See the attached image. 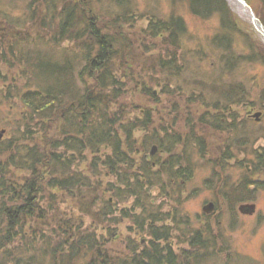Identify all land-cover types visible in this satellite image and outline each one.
<instances>
[{
    "label": "trees",
    "instance_id": "1",
    "mask_svg": "<svg viewBox=\"0 0 264 264\" xmlns=\"http://www.w3.org/2000/svg\"><path fill=\"white\" fill-rule=\"evenodd\" d=\"M180 1H184L189 12L197 18L207 20L217 14L221 19L220 29L212 39V45L219 55V77L211 82L208 79L212 77L205 78L203 75L196 80L197 84L204 91L205 87L210 88V94L218 97V102L232 105L236 101H243L242 98L247 94L245 87L236 81L226 87L221 78L224 75L233 76L240 60H245L244 56L233 51L235 36L244 35L246 38L242 39L243 42L252 48L251 41L256 36L253 38L249 33L248 37L244 33L240 27L242 19L232 11L226 0ZM247 2L264 24V0ZM135 11L132 0H28L25 18L12 17L8 12L9 17L0 20V45H5L0 46V63L7 60L3 49L8 50L7 47L11 46L5 40L12 41V44L15 41L9 50L13 57L17 53L13 47L19 48L25 41L26 46H23L27 47L26 55L20 65V72L26 80L25 88L32 86L23 92L17 84L9 82L0 67V81L8 85L7 96L6 92L0 91V104L6 98L17 99L31 120L37 116L42 119L43 125L48 124L46 129L35 133L42 136V140L37 137L42 145H35L34 148L24 145L19 147L17 143L21 139L17 135L9 143L0 141V156L5 152H13L15 147L17 155L23 152L25 155H14L17 159L12 162L0 160V196L3 200L6 198V203L0 204V264H178V253L173 252L168 242V220L174 229L182 233L188 230L195 232V237L191 235L195 247L204 253L203 259L206 257L207 262L211 259V249L217 244L213 240L212 222L208 220L206 226L201 224L194 227L189 217L182 218L179 211H165L164 201L157 205V197L152 193L154 189L160 188L173 208L180 209L185 200L184 184L191 181L196 172V165L187 156L190 145L186 143H197L196 147L200 148L202 154L205 136L198 137L195 127L189 125L191 122L185 126V130L187 128L190 133L174 129L171 123L156 126L150 111L140 114L128 124H122L128 115L120 101L130 83L128 78L131 75L125 69L127 63L144 64L139 69L142 71L140 74L154 78H149L150 86L142 82L146 86L144 91L150 97L155 96L153 87H159L160 95L171 98L179 95L183 100H188L187 104L195 101L192 97L194 93L182 90L180 84L170 80L181 75L184 70L186 54L182 50V43L188 32L187 22L175 11L169 17H160L154 12L147 14L148 24L142 32L151 38L154 45L144 47V51L157 49L158 55L145 59L142 53L133 56L130 50L133 44L124 28L134 20ZM0 12L6 14L5 10L0 9ZM22 23L27 25L25 31L29 29L31 32L20 33L17 26ZM10 30L13 32L9 40L6 36ZM66 41L71 42L68 44L70 46L64 45ZM254 58L261 57L251 53L248 60ZM10 67H14L11 62ZM157 73L164 75V79H155ZM173 73V76L169 75ZM172 83L174 89L169 88ZM236 96L239 97L235 100ZM197 98V102L208 100L205 97ZM262 100L264 90L261 93ZM218 107L220 105H216L217 110ZM204 114L199 117L201 126L228 131L220 118L213 121ZM24 120L26 130L23 139L32 133L30 121ZM54 126V135L49 138L47 129H53ZM137 130H143V138H136ZM229 144L227 141L217 157L211 159L214 165L211 167L213 181L210 185L205 181V185L216 196L221 194L231 215H236L237 205L252 197L251 187L257 186L259 189L264 185L256 183L251 186L250 181L251 176L264 172V148L257 152L256 160L251 163V173H243L239 184H233L229 177L219 179L215 168L221 170L226 160L233 158L234 151H240L246 143L234 140ZM39 145L42 152L41 149L39 151ZM153 146L162 155L150 156L151 153H148ZM101 149L109 152L103 162L100 160L101 154H98ZM89 151L96 158L82 171L80 166ZM179 151L184 152V155ZM137 159L139 161H135ZM77 161L79 164H76ZM100 162L103 167L98 166ZM134 162L140 163L139 169H133ZM4 165L8 167L5 169ZM10 165L25 166L31 171L29 177L23 178L24 185L7 176ZM235 165L242 166L239 163ZM100 168L109 179L115 178V183H108L102 192L91 183V176L102 174ZM85 174H89V177ZM58 193H68L74 199V211L69 216L52 217L53 214L50 215L45 206L46 201L55 200L53 196ZM105 193L113 198V204L104 196ZM130 200L132 208L127 212L126 209L122 210V218L130 219L135 230L148 232L151 239L147 247L139 239L131 241L128 238L123 251H119L109 246L116 239L111 237L112 227L119 222L118 219H111L109 214H113L116 208L119 211L118 206ZM52 205L50 203V207ZM84 214L92 216L96 223L102 225L105 235L110 238L98 236L91 227L82 231L84 227L81 219ZM201 252L193 260L195 256L189 257L190 251H186L188 258L182 261L196 264L200 261ZM205 260H202L203 264L207 263Z\"/></svg>",
    "mask_w": 264,
    "mask_h": 264
},
{
    "label": "rangeland",
    "instance_id": "2",
    "mask_svg": "<svg viewBox=\"0 0 264 264\" xmlns=\"http://www.w3.org/2000/svg\"><path fill=\"white\" fill-rule=\"evenodd\" d=\"M28 0H0V9L5 10V13L0 12V20L7 19L8 12L12 17L16 18H25V7ZM133 4H135L136 11L133 14V21L130 24L125 25V31L128 34L132 45L131 53L133 56H146L145 59H150L154 55H158L157 49H150L149 52L144 51V47L150 48L154 45L153 41L150 37L142 32L143 28L147 27V14L154 12L155 15L160 17H169L171 12H176L183 16L187 22L188 32L183 37V49L186 54L185 57V66L183 72L181 71V75L171 77L170 80L175 84H180L182 90L187 91L188 93H194L192 95L195 100L192 104L188 102L186 103V98L183 100L179 95L178 97L173 96L168 97L165 95H160L161 89L159 87H153L156 90L155 96L150 97L148 92L144 91L145 87L142 85V82L145 81L146 85L150 84V79L152 76H145L144 74H140L139 69H142L144 64L137 63L130 64L127 63L126 72L131 77L128 78L130 83L127 84L125 94L122 95L121 103L125 106L126 114L125 117L126 122L122 124H128L129 121H133L140 114L150 111L152 113L153 118L156 121V126L160 123L162 124H172L174 129L183 132L185 130V126L188 122H191L189 125L195 127L198 137L205 136V150L202 152L197 149L195 145L190 141L186 143L190 145L188 157L191 158V162L196 165V172L194 178L189 181L187 184H184V193L183 196L187 197L184 200L179 210H175L172 204L167 200L168 197H165L163 192L159 189H154L152 191L153 196L157 197L156 204L159 205L160 202L164 201V209L165 211L176 212L179 211V215L183 217H189L192 221H195L197 218H202L201 224L206 226L207 221L210 220L213 228V240L216 241V246L213 247L210 254V260L203 259L204 253L199 251L193 245H190L189 241L191 235L188 233H182L174 229L172 223L168 220L167 225L170 226L169 229V243L170 247L178 253L179 262L178 264H182V260H187L188 254L186 251H190V256L195 258L196 254L200 253V261L196 264H203L202 260L207 263L205 264H264V185L260 186L259 189L256 187L252 188V197L242 204H254L255 211L252 214H245L239 210V205H237V213L236 215H231V212L227 209L222 196L219 194L217 197L207 186L205 185V181L210 185L213 181V174L211 167H214L212 163V158L217 157L219 151L224 148V145L236 141H241V143H246L245 147L239 151L236 149V153L234 151L233 158H228L226 160V164L223 168L216 169L217 174L219 175V179L229 177V181L233 184H239L243 173H251L252 171V162L256 160L257 152H260L262 148H264V101H261V93L264 90V41L261 40L256 34L254 27L248 21L243 20L237 13L238 17L242 19V23L240 24L241 29L244 33L249 37V33L254 38L251 43L253 44V48L249 47L246 43L243 42L242 39L246 37L244 35H236L235 36V45L233 47V51L237 55L244 56V59L240 60L239 66L235 69L233 76L224 75L221 79L226 87H230L233 81H236L245 87V91H247L246 97L242 98L243 101H237L228 105L224 102H218V97L211 95L208 87H205L206 91L197 84L196 80L203 77H212L208 80L216 79L220 74L217 70V61H218V52L215 47L212 45V39L217 34L218 29H220L221 19L220 16L214 14L211 18L207 20H203L193 16L187 7V4L184 1L180 0H132ZM4 3V4H3ZM14 18V19H16ZM262 22V21H261ZM103 23V22H102ZM263 23V22H262ZM23 25L17 26V29L20 33H29L27 29L25 31V27L27 26L25 23ZM14 28V27H12ZM24 31V32H23ZM13 31L10 30L7 32L6 37H9ZM15 30L14 33L15 34ZM35 36V35H34ZM12 37V36H10ZM9 37V40H10ZM7 45H11L3 49L5 55L7 56V60L3 63L1 61L0 67L2 69L3 75L7 76L9 82H14L17 84V87L25 91H28L31 87L24 86L26 83L25 77L21 75V64L25 59L26 51L23 45L26 44L22 42V45L19 48H14V52L16 53V57L10 55V49L13 45H15V41H7ZM18 43V41H16ZM71 43V42H70ZM69 42L66 41L64 45L67 47L70 46ZM160 43H158L159 45ZM2 46H5L4 43ZM26 46V45H25ZM156 47V46H155ZM1 49V48H0ZM20 50V51H19ZM51 50V49H50ZM144 53V54H143ZM251 53H256L261 58H254V60L249 61L248 57ZM21 57L22 60H19ZM10 60V61H9ZM7 61L9 63L7 64ZM10 62L13 64V68L10 67ZM25 69V68H24ZM182 70V69H181ZM175 73V72H174ZM173 74H169L173 76ZM167 74V76H169ZM132 76L134 79L132 80ZM161 73H157V77L155 79H164ZM219 77V76H218ZM143 78V79H142ZM154 79V78H152ZM202 80V79H201ZM212 82V81H211ZM171 84L169 86L170 89H174L175 85ZM7 83L0 81V91L6 92L3 93L6 96L8 95ZM14 84V85H15ZM148 86V87H149ZM147 87V88H148ZM191 93V94H192ZM240 96V95H239ZM239 96H236L234 99L236 100ZM184 97V96H183ZM197 97H205L208 100L203 102H197ZM189 99L191 97H188ZM11 99V98H10ZM8 100L6 98L3 99V103L0 104V141L4 143H9L11 139H13L16 135L21 139L17 145L19 147L27 146L28 148H34L35 145L41 144L40 140H42V136L38 133L42 128L46 129L48 124L43 125V121L41 118L35 116L33 120L29 118V114L25 110V108L18 103L17 99ZM216 105H220L218 110L216 109ZM121 107V105H120ZM228 107L227 109H224ZM208 112V113H207ZM205 113V114H204ZM204 114L208 115V118L214 121L220 118L223 126L226 127L224 131L217 130L214 128L207 127L206 125H202L199 123V117ZM256 117V115H258ZM28 117V118H26ZM217 117V118H216ZM201 118V117H200ZM30 119L29 127L32 130V133L28 134L26 138L23 139L22 135L24 134L25 128V120ZM173 119V121H172ZM235 119V122L233 121ZM154 124V123H153ZM199 127V128H198ZM55 126L47 129V133L49 138H52L54 135ZM188 133L189 130L186 128ZM31 135V136H30ZM143 130H137L135 132L136 138L144 137ZM187 134H184V136ZM233 146V145H232ZM155 146L151 147V150ZM196 147V148H195ZM39 145V151H40ZM17 147H15L13 152H5L0 156V160L2 162H12L17 159L19 156H25L24 152L20 155L16 154ZM62 151V149H59ZM182 151V150H181ZM180 152V154L184 155V152ZM42 152V149H41ZM151 153V154H150ZM12 154L13 156H10ZM98 154L100 155V160L103 162L108 151L100 150ZM150 156H159L162 155L158 149L154 153L149 151ZM179 153H177L178 155ZM17 156V157H14ZM85 161H82V171L88 168L94 159L96 158L95 154L89 151V154H85ZM83 160V155L81 156ZM165 157V156H164ZM77 159V158H76ZM139 161V159L135 160ZM102 162L99 163V167L102 166ZM135 163V162H134ZM133 163V169H139L141 166L140 163ZM216 164L218 163L215 162ZM241 164V167L236 166L235 164ZM76 164H79L77 161ZM166 164V163H165ZM5 169L8 167L4 165ZM11 166V165H10ZM103 167V166H102ZM9 169V168H8ZM101 169V168H100ZM102 174H95L91 176V183L99 189V192L103 189H106L108 183H115V178L109 179L105 175L103 169ZM9 171H7V176L11 177L15 180L16 183H21L24 185L23 178L29 177L31 175V171H28L25 166L23 167H13L11 166ZM87 172V170H85ZM249 175V174H248ZM85 176L89 177V174H85ZM251 176V174H250ZM87 177V178H88ZM251 186H255L256 183L264 184V172L260 175L251 176ZM212 186V185H211ZM210 186V187H211ZM151 189V188H150ZM160 193L161 196L159 195ZM62 195V194H61ZM55 194L53 197L55 200H47L46 208L49 210L52 217L54 215H58V218L63 217L64 215L69 216L73 213L74 209L72 208L74 205V199L68 193H64L62 196ZM107 196V200L111 203L113 202V198L108 195V193L104 194ZM6 198H1L0 196V204L6 203ZM4 201V202H3ZM52 201V202H50ZM116 202V201H115ZM213 202L215 204V208L207 213L203 211V208L209 203ZM218 202V203H217ZM50 203L53 204L50 207ZM114 203V202H113ZM112 203V204H113ZM217 203V204H216ZM118 208L119 211L114 210L113 214H109L111 219H120L117 226L112 227V238H116L113 243L109 244V246L116 248L119 251H123L125 241L130 238L131 241L139 239L141 243L148 247V243H150L151 237L148 235V232L135 230V226L132 224L130 219L122 218V210L126 209V212L132 208V201H127L126 203H121ZM98 210V208H96ZM76 211V209H75ZM59 214H56L58 213ZM76 214V213H75ZM134 214V213H131ZM205 220V221H204ZM96 221V220H95ZM92 216L82 215V231L89 229L91 227L95 231H97L98 236L103 235L104 238H110L105 235L106 231L102 230V225L96 223ZM52 233V232H51ZM111 233V232H110ZM110 243V241H109ZM166 245V243H165ZM184 249V250H183ZM196 249V250H194ZM121 254V252H119ZM123 255V254H122ZM206 255V254H205ZM198 259V260H199ZM185 263H187L185 261ZM183 262V264H185Z\"/></svg>",
    "mask_w": 264,
    "mask_h": 264
},
{
    "label": "water",
    "instance_id": "3",
    "mask_svg": "<svg viewBox=\"0 0 264 264\" xmlns=\"http://www.w3.org/2000/svg\"><path fill=\"white\" fill-rule=\"evenodd\" d=\"M229 7L233 12L237 13L243 20L248 21L253 25L254 30L258 37L264 41V24L261 22L260 18L256 15L255 11L248 4L246 0H226ZM235 7H234V6ZM256 115V117H258ZM157 147L155 146L152 149V153L156 151ZM215 208V204L213 202L209 203L203 208V211L209 213ZM239 210L245 214H252L255 211L254 204H241L239 206Z\"/></svg>",
    "mask_w": 264,
    "mask_h": 264
},
{
    "label": "flooded vegetation",
    "instance_id": "4",
    "mask_svg": "<svg viewBox=\"0 0 264 264\" xmlns=\"http://www.w3.org/2000/svg\"><path fill=\"white\" fill-rule=\"evenodd\" d=\"M151 115H152V113H151ZM153 120L155 121V119L153 118ZM156 122V121H155ZM154 123V122H153ZM162 161H164V160H162ZM188 183V182H187ZM187 183H185V184H187ZM184 191V190H183ZM184 193V192H183ZM185 199H187V197H184ZM190 221H191V224H192V226H194V227H196V226H201V222L200 221H202V218H197L195 221H192L190 218H188ZM187 233L189 234V235H193L194 237H195V232L194 233H191L189 230L187 231ZM189 241H191V243L189 242V244L190 245H193L192 243H194V246H195V240H189ZM184 250V249H183Z\"/></svg>",
    "mask_w": 264,
    "mask_h": 264
},
{
    "label": "bare ground",
    "instance_id": "5",
    "mask_svg": "<svg viewBox=\"0 0 264 264\" xmlns=\"http://www.w3.org/2000/svg\"><path fill=\"white\" fill-rule=\"evenodd\" d=\"M234 6V5H233ZM235 7V6H234ZM119 220H121V218L119 219Z\"/></svg>",
    "mask_w": 264,
    "mask_h": 264
}]
</instances>
